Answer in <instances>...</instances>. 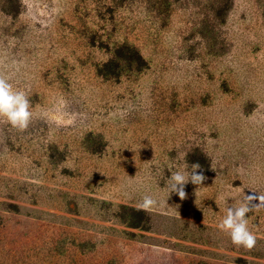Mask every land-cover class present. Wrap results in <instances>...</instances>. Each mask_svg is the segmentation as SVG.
Returning <instances> with one entry per match:
<instances>
[{
    "label": "rangeland",
    "instance_id": "rangeland-1",
    "mask_svg": "<svg viewBox=\"0 0 264 264\" xmlns=\"http://www.w3.org/2000/svg\"><path fill=\"white\" fill-rule=\"evenodd\" d=\"M225 1L0 0V75L33 111L0 118V264H264V208L251 250L218 227L264 194V0ZM123 43L148 68L99 76Z\"/></svg>",
    "mask_w": 264,
    "mask_h": 264
},
{
    "label": "clouds",
    "instance_id": "clouds-1",
    "mask_svg": "<svg viewBox=\"0 0 264 264\" xmlns=\"http://www.w3.org/2000/svg\"><path fill=\"white\" fill-rule=\"evenodd\" d=\"M0 118L6 119L13 129L20 132L26 131L33 120L29 97L24 91L14 89L12 83L3 75H0ZM200 168L199 164H193L190 172L180 170L172 172L169 178L170 193L175 192L184 200L187 197L185 186L189 182L197 186L203 185L207 177L203 171H198ZM157 204V200L146 195L137 210L149 211ZM261 208H264V194L251 192L244 197L243 203L227 210L218 227L230 236L235 246L251 250L257 244V237L248 227L247 214Z\"/></svg>",
    "mask_w": 264,
    "mask_h": 264
},
{
    "label": "trees",
    "instance_id": "trees-1",
    "mask_svg": "<svg viewBox=\"0 0 264 264\" xmlns=\"http://www.w3.org/2000/svg\"><path fill=\"white\" fill-rule=\"evenodd\" d=\"M230 5L231 0H226L221 10L228 9ZM3 10L12 13L7 4L4 5ZM221 14L218 10L216 15ZM147 68L148 63L142 50L134 44L123 43L114 46L113 56L99 67L98 74L106 79H115L123 76L125 71H142Z\"/></svg>",
    "mask_w": 264,
    "mask_h": 264
}]
</instances>
